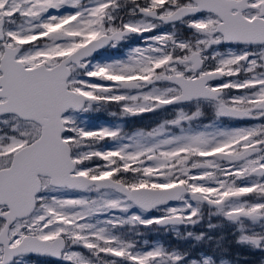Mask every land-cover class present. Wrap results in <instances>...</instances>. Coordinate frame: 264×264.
Returning a JSON list of instances; mask_svg holds the SVG:
<instances>
[{
  "label": "snow or ice",
  "instance_id": "1",
  "mask_svg": "<svg viewBox=\"0 0 264 264\" xmlns=\"http://www.w3.org/2000/svg\"><path fill=\"white\" fill-rule=\"evenodd\" d=\"M205 207L264 222V0H0V264H179Z\"/></svg>",
  "mask_w": 264,
  "mask_h": 264
},
{
  "label": "rangeland",
  "instance_id": "2",
  "mask_svg": "<svg viewBox=\"0 0 264 264\" xmlns=\"http://www.w3.org/2000/svg\"><path fill=\"white\" fill-rule=\"evenodd\" d=\"M112 111L103 110L99 113L90 114L88 116L90 126H100L106 123L113 122V118L109 115ZM98 118V116H100ZM123 126V125H122ZM205 212V211H204ZM202 212L201 216L205 213ZM206 214L212 215V217L219 220L215 226L211 223L210 219L200 218L199 222L195 225H190L192 229L197 231V238L193 239V243L187 244V242L180 245H187L179 247H170V245H164L162 240L156 236V231L152 228L150 231L143 232V239L146 240L149 245H156L163 247L166 251H171L174 255L181 256V261L179 264H233L228 260L227 254L230 253V246L233 245L234 250L241 252V264H249L247 257L252 253H257L258 260L259 257H264V246L257 247L250 243L240 242L239 237L242 233H254L257 235H264V228H252L245 224L242 227H238L236 224L231 222H226L220 218L219 214L214 215L210 212ZM257 225H259L257 223ZM179 233L178 230L174 231ZM164 231L161 232L163 235ZM264 244V242H262ZM195 246L198 248V253L195 257L191 258L189 261H185L193 252ZM175 248V249H174ZM238 255V254H236ZM252 256V255H251ZM264 264V259L260 260Z\"/></svg>",
  "mask_w": 264,
  "mask_h": 264
},
{
  "label": "flooded vegetation",
  "instance_id": "3",
  "mask_svg": "<svg viewBox=\"0 0 264 264\" xmlns=\"http://www.w3.org/2000/svg\"><path fill=\"white\" fill-rule=\"evenodd\" d=\"M113 111H116V108H113ZM162 115L163 114L154 116L152 114H145L143 118H139V117H137V118H128L126 131H131V130H134V129H137V128H151V127H154L155 124L161 120ZM207 210H208V212H210V214L214 213L211 209H207ZM207 210L202 209V212L205 211L204 212L205 214L203 216H201V218L210 219L211 223L215 226V224L218 223L219 220H217L216 218L212 217V215L206 214ZM156 214L157 213H153V214H150V215L148 214V215L151 216V215H156ZM214 215H216V214L214 213ZM220 218L223 219L224 217H222L220 215ZM226 222H229V221H226ZM258 224L259 225H256L255 228H258V227L264 228V222H258ZM168 228H172V227H168ZM171 230L172 229H165L164 230L165 235L166 236H168L169 234H173L174 235L175 233H173ZM176 230L180 231L179 237H175L177 241L180 240L179 244L184 243V241L186 243V240L189 239V237L194 235V233L190 231V230H192L190 225H188V226L184 225L180 229L176 228ZM37 264H54V262H46V259L39 258L38 261H37Z\"/></svg>",
  "mask_w": 264,
  "mask_h": 264
},
{
  "label": "trees",
  "instance_id": "4",
  "mask_svg": "<svg viewBox=\"0 0 264 264\" xmlns=\"http://www.w3.org/2000/svg\"><path fill=\"white\" fill-rule=\"evenodd\" d=\"M113 108H115V107L113 106V107L107 109V111H113ZM100 117H101V115H100ZM100 117H98V118H100ZM190 231L193 232L194 235L191 236V237H189V239L186 240L187 244L193 243L194 242L193 241L194 237L197 238V234H198V233H196L194 231V229H192ZM156 236H158L162 240V242H163L164 245H166V244L168 245L169 244L170 247H176V248L179 247V248H182L181 246H187L186 244L185 245H180L179 244L180 240L177 241L175 237H172L170 235L168 237H164L161 234H156ZM229 251H230V253L227 254L228 260L231 261L233 264H241L242 263L241 262V256H242L241 254L242 253L239 252V251H237V250H234L233 245L230 246V250ZM197 253H198V248L195 246L193 252L190 253V255L187 258V260L190 259V258L195 257ZM236 254H238V255H236ZM251 255H249L247 257L248 262H250L249 264H259V263H261L260 260H263L264 259V257L262 256V257H259V260H258V256L259 255L257 253H252Z\"/></svg>",
  "mask_w": 264,
  "mask_h": 264
},
{
  "label": "water",
  "instance_id": "5",
  "mask_svg": "<svg viewBox=\"0 0 264 264\" xmlns=\"http://www.w3.org/2000/svg\"><path fill=\"white\" fill-rule=\"evenodd\" d=\"M171 226L180 227L182 225H171ZM164 227H166V226H162V227H159V228H164Z\"/></svg>",
  "mask_w": 264,
  "mask_h": 264
}]
</instances>
